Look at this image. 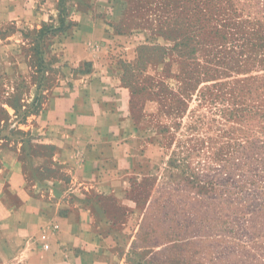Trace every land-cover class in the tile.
I'll return each instance as SVG.
<instances>
[{"label":"rangeland","instance_id":"obj_1","mask_svg":"<svg viewBox=\"0 0 264 264\" xmlns=\"http://www.w3.org/2000/svg\"><path fill=\"white\" fill-rule=\"evenodd\" d=\"M73 4L94 31L63 78L117 77L120 142L143 175L121 210L98 200L100 235L123 264H264V0H0V66L22 49L33 72L29 86L1 82L0 140L31 154L40 145L18 124L40 108L44 40L67 29Z\"/></svg>","mask_w":264,"mask_h":264},{"label":"crops","instance_id":"obj_2","mask_svg":"<svg viewBox=\"0 0 264 264\" xmlns=\"http://www.w3.org/2000/svg\"><path fill=\"white\" fill-rule=\"evenodd\" d=\"M83 5H71L66 32L45 38L44 98L18 124L40 147L31 154L32 146L0 140V264H123L111 239L100 235L109 226L98 200L110 199L121 210L133 178L143 175L128 143L120 142L126 112L119 107L124 92L117 90V77L78 73L70 85L63 78L83 65L80 46L94 31ZM59 39L63 64L53 44ZM9 42L4 47L12 53L16 48ZM12 57L0 66V85H31L30 64ZM1 93L0 105L8 107ZM32 100L26 95L22 102Z\"/></svg>","mask_w":264,"mask_h":264}]
</instances>
